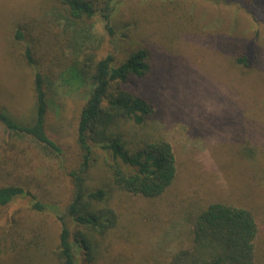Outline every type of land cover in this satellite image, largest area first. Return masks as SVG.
Returning <instances> with one entry per match:
<instances>
[{"label":"rangeland","instance_id":"rangeland-1","mask_svg":"<svg viewBox=\"0 0 264 264\" xmlns=\"http://www.w3.org/2000/svg\"><path fill=\"white\" fill-rule=\"evenodd\" d=\"M107 7L112 36L102 18ZM27 46L45 77V132L61 154L0 124V185L22 187L46 207L35 212L18 199L0 211V226L17 211L56 240L72 198L68 175L83 161L76 129L89 87L74 71L85 55L122 60L140 47L150 51L151 73L133 87L154 109L140 132L171 145L176 175L156 199L131 195L111 186L105 154L96 153L87 186L110 189L117 215L98 264H170L191 247L192 219L211 203L252 213L254 264H264V0H98L93 19L79 22L54 0H0V110L21 123L35 112ZM239 51L243 71L234 66Z\"/></svg>","mask_w":264,"mask_h":264},{"label":"trees","instance_id":"trees-1","mask_svg":"<svg viewBox=\"0 0 264 264\" xmlns=\"http://www.w3.org/2000/svg\"><path fill=\"white\" fill-rule=\"evenodd\" d=\"M54 1L75 22L92 20L98 11V0ZM107 9L102 18L112 36L113 29L109 27L112 8ZM16 38L23 39L20 30ZM33 54L32 47L27 46L24 57L34 70V118L21 123L1 109L0 124L14 137L30 138L61 154L45 132L48 111L45 77L36 68ZM245 62L247 57L239 51L234 66L242 70L241 64ZM151 64L150 51L140 47L122 60L114 54L99 61L92 54L85 55L81 66L74 71L76 83L89 87L76 129L83 161L68 175L73 192L58 219L59 235L52 241L34 219L24 218L15 211L0 226V260L4 259V264H21L24 260L30 264H76L79 252H82V264H98L102 243L117 225V215L108 206L111 190L87 186L90 167L99 150L105 154L104 168L110 184L117 190L156 199L172 184L176 165L171 145L162 138L153 139L146 131L140 132L151 122L154 109L133 83L149 76ZM18 199H29L32 211L41 213L46 209L24 188L0 185V211ZM256 235L257 225L251 212L211 203L192 219L191 247L175 254L170 264H254Z\"/></svg>","mask_w":264,"mask_h":264}]
</instances>
